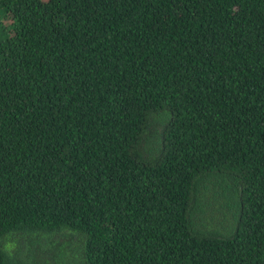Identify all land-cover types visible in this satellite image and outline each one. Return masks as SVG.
I'll use <instances>...</instances> for the list:
<instances>
[{
    "label": "trees",
    "instance_id": "obj_1",
    "mask_svg": "<svg viewBox=\"0 0 264 264\" xmlns=\"http://www.w3.org/2000/svg\"><path fill=\"white\" fill-rule=\"evenodd\" d=\"M0 264H264V0H0Z\"/></svg>",
    "mask_w": 264,
    "mask_h": 264
}]
</instances>
